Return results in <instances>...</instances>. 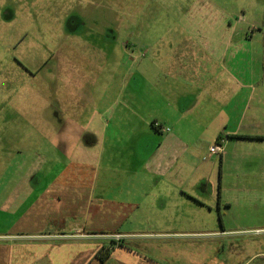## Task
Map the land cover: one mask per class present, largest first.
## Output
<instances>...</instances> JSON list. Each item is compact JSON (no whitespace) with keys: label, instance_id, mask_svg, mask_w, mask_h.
<instances>
[{"label":"crops","instance_id":"0c3cea01","mask_svg":"<svg viewBox=\"0 0 264 264\" xmlns=\"http://www.w3.org/2000/svg\"><path fill=\"white\" fill-rule=\"evenodd\" d=\"M186 3L167 39L104 43L124 61L95 105L32 130L72 147L0 194V264H264V44Z\"/></svg>","mask_w":264,"mask_h":264},{"label":"rangeland","instance_id":"374dc122","mask_svg":"<svg viewBox=\"0 0 264 264\" xmlns=\"http://www.w3.org/2000/svg\"><path fill=\"white\" fill-rule=\"evenodd\" d=\"M186 2L190 0H0V194L15 183L23 186L25 173L39 170L46 151L54 147L56 157L60 146L72 147L71 142L51 145L32 130L45 118L67 121L68 110L95 105L85 95L98 96L124 61L116 48L106 62L104 43L121 44L136 29L141 44L167 39V30L180 26L176 9ZM205 2L210 28L218 27L223 10L243 33L257 26L251 42L264 44V0H192L195 6ZM7 220L0 214L1 230L7 229Z\"/></svg>","mask_w":264,"mask_h":264},{"label":"built area","instance_id":"2783aa9c","mask_svg":"<svg viewBox=\"0 0 264 264\" xmlns=\"http://www.w3.org/2000/svg\"><path fill=\"white\" fill-rule=\"evenodd\" d=\"M155 125L157 126L158 123L154 122V126ZM166 130H168V128H166ZM209 150L212 153H217L218 151L221 150V144H215V145L211 146L209 148ZM245 232H249V233H252V234H264V228H254V229H251V230H247ZM112 237L115 238V239H120L121 235L120 234H114Z\"/></svg>","mask_w":264,"mask_h":264},{"label":"trees","instance_id":"16d2710c","mask_svg":"<svg viewBox=\"0 0 264 264\" xmlns=\"http://www.w3.org/2000/svg\"><path fill=\"white\" fill-rule=\"evenodd\" d=\"M244 137H248V136H244ZM254 137H261V136H254ZM109 253H110V247L103 246L100 249L98 256L103 261L109 255Z\"/></svg>","mask_w":264,"mask_h":264}]
</instances>
